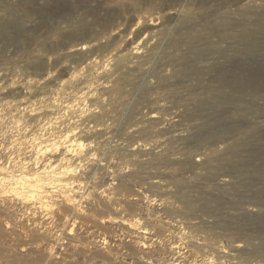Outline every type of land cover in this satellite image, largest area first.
Segmentation results:
<instances>
[{"label":"rangeland","instance_id":"1","mask_svg":"<svg viewBox=\"0 0 264 264\" xmlns=\"http://www.w3.org/2000/svg\"><path fill=\"white\" fill-rule=\"evenodd\" d=\"M116 1L0 0L4 164L42 165L35 147L81 122L62 102L84 93L86 112L108 113L78 134L97 155L78 172L98 167L76 188L85 219L0 181V264H264V0H180L148 21V61L104 82L130 53V29L111 35L90 73L57 40L102 31Z\"/></svg>","mask_w":264,"mask_h":264},{"label":"bare ground","instance_id":"2","mask_svg":"<svg viewBox=\"0 0 264 264\" xmlns=\"http://www.w3.org/2000/svg\"><path fill=\"white\" fill-rule=\"evenodd\" d=\"M178 4H181L180 0H117L115 6L113 5L112 19L104 23L102 31H96L95 28L89 26L63 31L59 36L60 38L58 37L57 43L64 44L67 47L71 46V50H75V59L80 65H83L82 68H86L90 73L98 62L104 63L106 61V55L101 48L105 45V42L112 39H110L111 35L120 34L122 29H130V36H134L130 53L123 52L119 54L113 63V71L105 74L103 79L104 82L112 79L116 80L119 75L123 76L122 69L125 68L127 60L141 58L143 59V62L140 61L141 64L148 61V55L151 51H148V48L152 44L151 39L154 37V29L150 28L148 21L155 22V25L158 24L160 18L162 19L163 10L168 7L174 8ZM183 6L185 7L186 4H183ZM121 17H125V20L120 19ZM143 32H145V35L137 41V38ZM146 51L148 53L144 54ZM69 80L70 78L65 79L63 83H67ZM80 98L82 99L80 103L62 102L61 104L66 110L73 111L69 123L75 122L76 119L81 120V122L73 126L70 124L71 127L63 134L54 135L45 145L35 147L38 154L39 152H41V155L44 154L40 167L37 166L38 168L35 170L30 168L31 161L27 159L10 167L6 166V163L4 164L5 160L3 158H0L1 191L5 189L4 191H10L22 197L26 202L33 200L34 203H39L45 207L57 204L56 207H59V210L63 213L60 217L66 215V217L72 216L71 218H74V216L84 218L80 212L82 202L85 200L84 194L76 193V188L80 183L79 177H81L80 175H85L88 178L95 176L98 167L92 166L89 170L78 172L83 165L93 162L97 158L93 142L83 141L78 134L91 126L99 127L105 124L108 113L102 110V106L98 108L99 105H95L94 108L90 106L89 112H86L87 110L82 104L87 101V98L84 93L80 94ZM95 103L91 102L90 104ZM160 116L158 111H153L150 115L155 122L162 120ZM100 136L101 133L98 134V137ZM39 162L38 160L37 164ZM70 162L75 164L71 165ZM72 174H76L77 177H70Z\"/></svg>","mask_w":264,"mask_h":264}]
</instances>
